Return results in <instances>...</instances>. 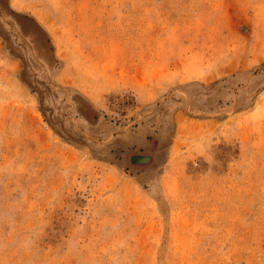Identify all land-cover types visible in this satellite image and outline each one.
<instances>
[{
	"label": "rangeland",
	"instance_id": "obj_1",
	"mask_svg": "<svg viewBox=\"0 0 264 264\" xmlns=\"http://www.w3.org/2000/svg\"><path fill=\"white\" fill-rule=\"evenodd\" d=\"M0 264H264V0H0Z\"/></svg>",
	"mask_w": 264,
	"mask_h": 264
},
{
	"label": "water",
	"instance_id": "obj_2",
	"mask_svg": "<svg viewBox=\"0 0 264 264\" xmlns=\"http://www.w3.org/2000/svg\"><path fill=\"white\" fill-rule=\"evenodd\" d=\"M129 162L132 165H143L150 162V157L147 155H135L130 157Z\"/></svg>",
	"mask_w": 264,
	"mask_h": 264
}]
</instances>
